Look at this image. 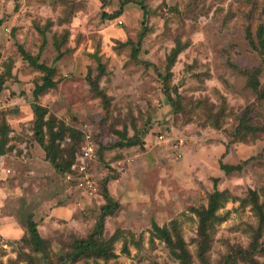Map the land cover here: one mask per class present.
<instances>
[{
  "label": "rangeland",
  "instance_id": "374dc122",
  "mask_svg": "<svg viewBox=\"0 0 264 264\" xmlns=\"http://www.w3.org/2000/svg\"><path fill=\"white\" fill-rule=\"evenodd\" d=\"M120 8L119 17L104 16ZM259 25L264 0H0V123L9 126L0 157V264H67L62 256L89 236L108 198L102 239H112L113 256L75 264H179L153 225L179 234L191 264H250L235 253L259 225L252 192L264 203ZM176 46L182 51L169 74ZM33 105L67 127L57 141L62 163L75 161L90 133L95 195L44 159ZM214 178L225 194L202 252L194 211L207 205ZM29 221L46 260L29 242ZM260 236L264 244V225ZM253 256L264 264V252Z\"/></svg>",
  "mask_w": 264,
  "mask_h": 264
},
{
  "label": "trees",
  "instance_id": "16d2710c",
  "mask_svg": "<svg viewBox=\"0 0 264 264\" xmlns=\"http://www.w3.org/2000/svg\"><path fill=\"white\" fill-rule=\"evenodd\" d=\"M122 9L120 8L117 12H114L113 15L106 16L108 18H116L122 14ZM256 36L261 43V46H264V26L259 25L256 30ZM252 37V33L249 28L246 29V38L249 40L250 44H254ZM182 51L181 47L176 46L170 56L168 57L167 70L168 73L171 74V67L175 63V58ZM32 65L36 66L38 69L43 70L46 68L43 64H37L36 60H32ZM256 72V70H254ZM256 73L249 74L248 78L250 80L249 84L251 87L256 89L258 87V83L256 82ZM92 92L96 96L100 98V101L103 104H106L108 101L107 95L99 88L97 85V81L90 80ZM54 86V84H51ZM262 99H264V91L261 93ZM109 103L105 105L108 107ZM33 115L35 118L34 121V142L40 146V148L44 151V159L49 162L55 171L60 174L65 175L67 173H73L70 167L74 163V161L62 163L59 161V156L57 155V141L64 135L66 131V126L63 122L57 120L54 116L48 115L47 110L40 105H33L32 107ZM48 115V116H47ZM66 127V128H65ZM9 126L2 122L0 123V157L6 153L7 149V133ZM79 133V132H78ZM82 135V133H80ZM84 141L85 145V132H84ZM123 140V139H122ZM126 145H132L129 141L125 142ZM83 145V146H84ZM123 145L121 143L116 144V146ZM97 149H96V157H97ZM220 169L226 170L228 172L238 169V166H229L228 169H225L224 164L220 163ZM73 184V182H69ZM218 179H213V192L208 195V203L204 207L197 209L194 211L197 216L198 221V237L199 242L201 241V251H206L208 247V239L209 232L214 227L215 223L219 220L216 215L219 202L221 198L224 196L225 192L220 191L217 188ZM98 188V186H97ZM107 199V197H106ZM250 203L258 216L259 225L256 229H251V242L247 249L238 250L235 253V256H238L240 259L250 263V264H259L254 259V254L263 253L264 252V244H262L260 239V234L262 231V227L264 225V203L260 204L257 198V195L252 192ZM108 203L105 207L102 208L103 213L100 220L96 223L94 229L89 234V236L85 239L75 240L72 248L62 256L63 262L67 264H75L77 261L85 258V257H98L103 258L104 260H108L111 256H113L111 245L112 239H102V229H103V216L107 214L112 208H110V204L112 201L108 198ZM155 231H157L160 239L166 244L169 249V253L171 256L176 259L179 264H191V259L189 253L186 251L184 246V242L182 238L177 233H172L166 226L159 227L157 225H153ZM27 230L29 235V242L31 246L34 248V251L41 253V257L46 260V243L42 236L39 233L38 225L34 221H29L27 223ZM231 258V257H230Z\"/></svg>",
  "mask_w": 264,
  "mask_h": 264
},
{
  "label": "built area",
  "instance_id": "2783aa9c",
  "mask_svg": "<svg viewBox=\"0 0 264 264\" xmlns=\"http://www.w3.org/2000/svg\"><path fill=\"white\" fill-rule=\"evenodd\" d=\"M157 138L159 142H162V135ZM96 149L97 146L92 141L90 133L85 132V145L70 167L73 173H67L64 177L67 182H73V185L88 196H93L97 192V183L94 180L92 166V162L96 158Z\"/></svg>",
  "mask_w": 264,
  "mask_h": 264
},
{
  "label": "water",
  "instance_id": "95a60500",
  "mask_svg": "<svg viewBox=\"0 0 264 264\" xmlns=\"http://www.w3.org/2000/svg\"><path fill=\"white\" fill-rule=\"evenodd\" d=\"M93 58H94L96 61L99 60L98 57H97V53H95V54L93 55Z\"/></svg>",
  "mask_w": 264,
  "mask_h": 264
}]
</instances>
